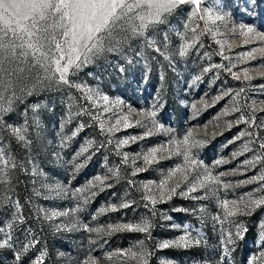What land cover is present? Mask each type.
I'll use <instances>...</instances> for the list:
<instances>
[{
  "label": "rangeland",
  "instance_id": "obj_1",
  "mask_svg": "<svg viewBox=\"0 0 264 264\" xmlns=\"http://www.w3.org/2000/svg\"><path fill=\"white\" fill-rule=\"evenodd\" d=\"M217 15L224 19L213 23ZM249 27L253 34L242 35ZM61 31L41 34L47 58L0 53L11 72L0 73V239L12 237L0 264H141L129 249L146 251L147 264H264V205L233 216L222 206L243 210L249 194L264 195V40L255 35L264 34V0L179 5L143 35L121 21L103 51L70 67L69 83L53 63L60 53L51 35L67 51ZM185 149L196 165L185 164ZM178 165L185 171L168 179ZM205 169L218 182L188 192ZM166 179L168 189L180 183L170 199L159 188ZM144 220L150 235L110 229ZM181 237L192 243H176Z\"/></svg>",
  "mask_w": 264,
  "mask_h": 264
},
{
  "label": "snow or ice",
  "instance_id": "obj_2",
  "mask_svg": "<svg viewBox=\"0 0 264 264\" xmlns=\"http://www.w3.org/2000/svg\"><path fill=\"white\" fill-rule=\"evenodd\" d=\"M192 4L198 10L201 0H0V53L11 55L13 57L17 56V49H21L19 55L27 59L29 54L35 57L36 53H41L42 56L47 58V53H42L41 48L43 45L40 43V40L47 39V36L41 35L49 33L50 29H59L61 35L66 39L62 43L56 41L54 35H51L52 41L55 42L56 52L60 53L59 58H55L53 63L55 65V72L59 73V80L64 83H69L66 78V74L69 72L71 66L75 64L78 68L80 65L77 61L80 60L81 56L85 57V60L88 59V54H96L104 49V44L107 39L111 37L112 30L120 25L121 21H125L129 24L131 32L133 34L143 35L144 30L148 29L150 26L156 24H162L165 22V17L168 14H171L179 5L183 4ZM196 12L193 11L192 15H195ZM203 19V17H201ZM224 16L217 15L213 19V23L216 20H223ZM49 21H51L49 23ZM136 21H139L137 24ZM244 26L241 25V28ZM254 30L249 27L246 31L242 32V35L253 34ZM259 39L264 40V34H255ZM187 51V45L185 46L184 51L181 52L183 55ZM264 51V50H261ZM252 55V53H248ZM67 57L66 63L61 64V60ZM39 63V60L36 61ZM230 71V69H229ZM7 72L8 75H11V72L3 68V60L0 59V73ZM233 75H236L233 73ZM239 79V76L236 77ZM2 83V80H0ZM79 87V85H77ZM243 91V89H241ZM239 95V93H237ZM105 103L108 102V98L103 97ZM0 111L6 112L7 109L0 107ZM107 111V109H106ZM155 116V112L151 113ZM127 125V116L122 118ZM120 124V119L116 120V125ZM116 125L108 128L107 131L111 132L116 129ZM162 127V126H161ZM101 131H104L103 123L100 124ZM12 132L17 136L19 140H24L25 137L22 135L23 129L20 127H15L11 129ZM118 130V129H117ZM146 135H151V133H146ZM245 135V133H241ZM248 135H251L248 133ZM191 136L189 133L184 137L183 141L179 142L182 144L188 143V138ZM142 138V137H141ZM131 139L135 140L136 137ZM128 143L127 140L120 141V144ZM173 143H177L173 141ZM260 148L264 149V142L260 143ZM163 150L161 148H153L147 154L143 156V161L145 164H151L155 159L158 152ZM245 150H247V145H245ZM177 151H179L177 149ZM185 164L196 165L197 161L191 160L189 157V152L185 149L184 153ZM3 157V150L0 149V158ZM127 155L125 154V160ZM257 160L261 157L257 156ZM4 164H8V160L3 161ZM202 163V162H201ZM219 163V162H218ZM247 163H253L248 161ZM14 166V165H13ZM79 167V166H78ZM185 170L182 166L178 165L172 172L169 174L168 179H171L172 176H175L177 172L183 173ZM207 172V169H205ZM113 175L118 176L119 172L116 171ZM168 179L162 181L159 185L160 189H163L169 193L168 198H171V194L176 193V189L180 187V183L177 182L175 187L170 189L166 188L168 184ZM184 180H187V175H184ZM256 179V178H253ZM260 180H264V175L259 177ZM96 181H99L103 184V180L99 176L96 177ZM212 182H218V177L213 176L210 172H207V175L202 178H197V183H193L192 186L188 189V192H194L197 190V187L204 188L207 184ZM252 181H247L251 183ZM96 184H90L89 189L96 187ZM147 187V186H146ZM80 189H77L79 192ZM149 191H151L149 189ZM188 192H181L180 195H188ZM95 193H93L94 195ZM164 193H161L163 198ZM248 203L244 204V209H240L237 206L236 201H232V209L229 210V201L224 200L222 206L226 212L227 216H233L243 211L248 210L251 206H260L264 205V195L259 198H251ZM148 199L153 205L156 204V199L153 196H147ZM243 202V198H241ZM129 203H124L121 207H129ZM147 207V205H146ZM115 210V208H113ZM101 211H104L103 209ZM10 227V225H9ZM151 225L147 220L142 221L138 224H121L116 226H110L111 231H135L148 233L150 235ZM92 231L99 232L100 229H92ZM4 232V228L0 227V233ZM111 234V232H109ZM239 235V233H237ZM12 237L6 235L5 238L0 239V248L10 246V240ZM233 241L231 239V234L227 239V243L231 244ZM176 243H183L184 246L192 243L191 240H188L187 237H181V240ZM199 243V240L195 241ZM143 242L141 241V245ZM169 244L165 243L162 247H168ZM25 251H27V246H25ZM130 253L132 259L139 257L141 264H147L145 256L148 255L146 251L135 252L131 249L127 250ZM225 255L228 254L229 250L227 247L224 249ZM21 254L18 253L16 259L19 260ZM88 264H96L94 259L90 260Z\"/></svg>",
  "mask_w": 264,
  "mask_h": 264
}]
</instances>
